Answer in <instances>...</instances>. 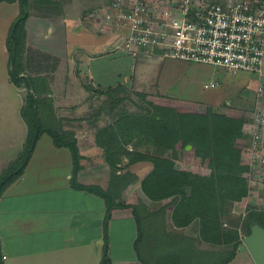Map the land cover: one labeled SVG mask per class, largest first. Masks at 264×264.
<instances>
[{"label":"crops","instance_id":"obj_1","mask_svg":"<svg viewBox=\"0 0 264 264\" xmlns=\"http://www.w3.org/2000/svg\"><path fill=\"white\" fill-rule=\"evenodd\" d=\"M73 1V3L79 2V0ZM2 2L20 3L19 0L13 1L15 3ZM67 16L70 19L73 18L71 13ZM35 18L37 19L35 20ZM35 18L29 15L26 29L29 42L41 50L64 54L71 38L73 42L71 46L76 45V42L84 44V47L77 46L74 51H85L92 40L93 43H96L94 49L97 50V53L92 56L97 57L93 59L95 60L106 56L109 58V55L103 56L102 53L115 51L114 46L122 47V45H115L117 42L114 36L101 37L91 34L87 30H81L77 26L79 21L75 23V29L73 27L66 28L67 25L59 19H55V21V17ZM83 36L84 38L87 36L88 41H82ZM76 37H80L81 42L78 41L80 38ZM32 38H35L36 41H32ZM117 54L120 58L124 56ZM69 60L74 62L72 57ZM68 63V71L71 69L73 71V64L69 68ZM49 78L50 76H48ZM51 78L48 80V88L36 94L40 99H45L42 106L43 111L48 110L58 122L62 121L58 127L60 126L61 130L68 128L75 133L81 155L77 182L83 186L100 187L104 192L111 193L116 202L121 204L123 200L129 206L120 207L115 203L110 217H108V205L105 198L94 191L72 185L73 158L70 149L57 147L52 138H50V142L40 145V137L35 148H44L40 152L48 156H39L38 162L35 163L39 164L41 171L46 169L49 174H42L40 177L38 174H31L33 169L37 168L30 169V159L33 158L31 154L22 175L7 185L0 196V246L3 252V264H102L105 251L110 258L109 264H184L190 254L183 252L184 249H188L187 246L183 247L180 252L177 249L162 252L157 248L155 250L159 252L151 253L152 249L155 253L153 247L158 243L156 240L158 238L152 234V229L150 230L149 227H153L155 230L162 222L163 226L173 225V231L181 233L183 239H192L197 248L201 247L209 251V256L213 252L223 255L230 250L229 261L224 264H231L237 260L244 243H239L234 249L233 244L221 245L205 241L200 236L199 219L193 220L187 226H178L171 217V208L166 199L155 200L147 195L142 188V180L140 182L134 180L137 178L134 173L123 178L122 181L119 180L121 177L119 175L123 173L119 168L123 164L121 163L122 159L116 163L115 168L112 162L107 159L104 149L107 144L103 143L106 137L101 138V132L117 121L118 116L112 115L118 111L119 98H114L111 102L105 100L104 107H99L100 110L96 112L97 116L91 119L92 124L88 123L81 127L77 124L79 121L76 120L77 115L74 116V113L79 115V111L85 109L86 112L92 111L98 105L97 101L112 95L111 90L105 92V95H101V98L99 95L93 97L89 88H85L78 80H73L75 85L71 86L67 85L65 77L62 79V82H65L63 85H56L59 79L57 81L54 76ZM26 92H28V88L25 85H16L10 77L0 93V97H6L9 100V107L15 108L18 119L20 117L17 127L21 129L20 136L23 139L21 147L29 142V131H31L29 118L24 115L27 104ZM157 94L160 95L161 92H154L152 95ZM76 100H81L77 106H75ZM64 103L68 104L70 108L68 109ZM1 104L5 106L6 102L3 100ZM63 105L66 109L63 108ZM107 107L110 108L107 110ZM8 115L9 117L2 124L4 127L0 128V156L13 147L11 132L15 129L11 127V113L8 112ZM64 122L66 125H63ZM99 141L102 144H99ZM47 148L49 149L48 154L46 153ZM0 159L2 162L3 158ZM138 162L135 161L130 165L134 166ZM42 163L45 164L44 167H42ZM135 208L138 212L135 211ZM156 216L163 220L159 219V221ZM139 220H142L141 222L146 224L145 227H148L146 228L148 232L144 233L147 238L142 240V257L136 250V243L141 236ZM198 237L211 245L206 247L196 244L194 238ZM143 244L145 245L143 246ZM23 249L29 251V254L25 256L27 252H23ZM248 255L250 256L249 264H255L249 251ZM217 260L215 262H218Z\"/></svg>","mask_w":264,"mask_h":264},{"label":"rangeland","instance_id":"obj_2","mask_svg":"<svg viewBox=\"0 0 264 264\" xmlns=\"http://www.w3.org/2000/svg\"><path fill=\"white\" fill-rule=\"evenodd\" d=\"M207 1L217 3L224 0ZM1 2L0 93L3 91L4 84H7L8 78L11 77L12 71H15L17 74H19L20 77H31V79L34 81L32 86H34L35 89L38 90L36 91V93L46 90L48 88V80H50V78L53 76L57 81L59 79V84L57 82L56 85H63L65 82H62V79L65 77L67 78V85L70 84L71 86L75 85L73 83V80H78V82H81L82 85L85 86V88H89L88 90L92 93L91 95L93 97L99 95L101 98V95H105V92L111 90L113 92L112 95L106 98L103 97V99L97 101L96 103L98 105H96L93 110L90 109L92 111L86 112L85 109L84 111H79V115L77 113H74V116L77 115L76 120L79 121L77 122V124L80 125V127L83 125L86 126L88 125V123L92 124L91 119L97 116L96 112L100 110L101 107H104L105 100L111 102L114 98H119V103H117V105L119 106L118 111L115 112L114 115H112L115 117L118 116L117 121H115L113 125L109 126L106 131V135L112 134L119 130V128L124 127L125 131L123 132V134L125 135L126 128L129 127L128 123L132 122L129 119L134 120L130 115H135L137 116V118H147L144 120L145 123V121L151 120V118L156 114L157 111L161 118L164 117V119H169V117L176 118L181 114L183 115V111L190 110L188 113H192L193 110L197 109V112L204 113L208 108H211L214 114L222 115L227 114L230 109L237 110L242 120L244 119L242 123L243 132V126L246 118H249L253 113V97L260 80L259 74L243 71L232 72L224 67H215L213 65H207L204 63L188 62L168 58L164 57L160 50L155 51L139 49L137 51L136 49H134L132 51H127L121 47L117 48V46H114L113 49H115V51L113 52L102 53L103 56L109 55V58H106V56L102 59L93 60L94 58H97L92 57L97 53V50L94 49L96 43H93L92 40L89 42L90 44H88V47H86L87 51H74L77 46L84 47V44L76 42V45L71 46V43L73 42L70 38V44L66 46L65 50V53L67 54H55L48 50H41L39 47L35 46V44H31L29 42L30 40L28 38L26 29L27 19L24 22L19 23L16 29V39L18 40V43L20 41V46L18 45L17 47V61L14 62V64H10L9 50L7 48L6 40L8 38H11L9 36L12 35L11 29H13V27L16 25L15 20H17V18H19L22 14L26 15L27 12L34 18L55 17L54 20L59 19L60 21H63L67 25L66 28L73 27L76 29V27H74L75 23L79 21L77 26H79L81 30H87L91 34H95L101 37H104L105 35L114 36L117 42L115 45L119 46L123 45V43L128 38L129 30L127 29L128 25H123L125 29L123 30V32H120V27H116L117 25L115 24H107L106 21L101 18V16L104 15H102V11L106 9L105 12H107L109 0H79V2H75L77 5H74L75 3H73V0H28V5L26 4L24 6L21 5V2H13L15 4ZM152 2L154 3V6H156L157 10H161L160 7H157L161 4V0H152ZM105 4L106 6H104ZM172 4L173 2L169 5ZM166 7H162V9ZM69 13L73 14L72 19L67 16ZM75 17L76 19H74ZM36 19L37 18H35V20ZM99 28L101 29V31L99 30ZM86 38H84L83 36L82 41H88V39ZM32 41H36L35 38H32ZM78 41L81 42V38L78 39ZM117 53H119L120 56H124L120 58L119 56H117ZM69 54H71V56H69ZM98 54H100V52H98ZM69 57H72L74 62L69 60ZM157 60L159 62H156ZM67 63L69 68H71L70 65L73 64V71L72 69L71 71H68ZM43 75L47 77H40ZM48 76H50L49 79ZM209 83H215L216 85L213 88H207L206 84ZM21 85L29 87V84L26 85L25 80L22 81ZM42 87L44 88L42 89ZM159 91L161 92L160 95H152L154 92ZM26 93L27 103L29 91ZM0 98L1 102H3V100L6 102L5 106H2L0 102V128L3 126L2 124L7 120V117H9V112L11 113L10 117L12 118L11 127L15 129V131L11 132L13 138L12 149L6 151L5 153H2L0 156V158H3V161L0 162L1 180L5 175L11 173L23 163L27 162V159L29 157V155L27 154L28 146L30 142L25 143V145L21 147L23 139H21L20 136L21 129L17 127L20 117L18 119V117L16 116L17 113L15 111V108L9 107V100L6 97ZM44 100L45 99H39V101L35 103V107L38 110L37 114H35L33 110H30L27 104L25 105L29 110L26 115L29 117L31 128H33V125L41 122L43 126L51 127L55 130H61L60 126L58 127V124L62 121L60 120V122H58V120L51 116L48 110L43 111L44 108L42 106ZM76 101L77 102L75 103V106H77L79 101L81 100ZM153 103L154 105L156 104L157 110L154 105H152ZM106 104L107 106H109L108 103ZM64 105L68 106V109L70 108L68 104L64 103ZM64 105L63 108L66 109ZM108 108L110 107H107V110ZM176 111L181 114H178ZM90 114L93 115L89 116ZM110 120H108V122H110ZM131 124L135 123L132 122ZM63 125H66L65 122ZM111 128L113 131L111 130ZM131 128L133 129L135 127L131 126ZM63 131L70 130L67 128V130L63 129ZM30 133L31 131H29V136ZM123 134L121 135L122 138L124 136ZM50 138L51 136L47 132H45L41 136L40 145L44 144V142H50ZM141 138L146 139V141H141L142 144H139L137 140L133 141L132 143L126 144L125 147L127 148V150H133V152L136 153H133L130 159L126 157L122 160L121 163L123 164L120 165V169L123 171V173L119 176L126 178L130 174L134 173L138 178V180L137 178L134 180L140 182V180H143V178L151 172L154 162L150 158L144 161L138 160L140 162L137 161L138 163L134 164V166L130 165V160L138 158V153H143L150 157L172 159L174 163L173 167L178 171L199 173L204 176L209 175L211 169H209L202 163L201 157L195 153L193 147H186V150L184 151L182 149L181 151L175 152L172 149L156 145L154 142H152L151 139L148 140L147 138ZM237 142L242 146L243 137H239L237 139ZM43 149L44 148L36 147V151L34 150L32 153L33 158L30 159V169H33V167H37L33 169L31 174H38L39 177L42 174H49V171H46V169L41 171V168H39L38 166L39 164L35 163L36 161L38 162L39 156H48L40 152ZM48 151L49 149L47 148V154ZM246 160L247 158L241 151L242 164H245L244 162ZM44 166L45 164H43L42 167ZM244 173L242 174V176L246 178L244 176ZM250 181L252 180L249 178L247 180L249 184V195L244 197L240 202H235L233 204L232 202H230L232 210V220H229L226 217L223 218L224 227L231 228L232 230L236 231V233H238L240 244H243V239L251 233V230L249 228L251 222V219H249L250 213L249 211H247L248 205L252 203L256 205L259 210L264 211V185H261V188H259L257 187V183H251ZM150 187H152V182L149 183V188ZM168 189L169 188L167 185L155 188V196L158 199H166L168 205H170L172 214L176 208L177 210L179 209V211L182 208L183 188L181 189L180 193L177 192L176 194L174 193L171 196L166 197L167 193L170 192L168 191ZM152 196L155 197L154 195ZM171 217L174 218V213L171 215ZM156 218L158 220H163V218L159 216H156ZM10 221H12L11 218ZM141 221L139 220L138 222L141 236L136 243V250L140 257H142L143 254L142 240H145L144 238H147V235L144 233L148 232L146 229L148 227H145L146 224ZM168 226H163L162 222V224L155 230L153 227H149L150 230L152 229V234H154V236L158 238L156 239L158 243L154 244L153 247L155 253L152 249V254H156L157 252H159L155 250L157 248L162 252L172 249H177L180 252L181 249L183 250V247L187 246L188 249H184L183 252L185 254H190L187 262H184V264H219V260L223 261L229 258V256L231 255V252H229L230 250H228L223 255L213 252L212 255L209 256V251L205 250L204 248L202 249L201 247L197 248L194 245L192 239H183V235H181V233L173 231V225H171L170 227ZM200 236L202 237V235ZM201 237L194 238L196 244L204 245L206 247H208V245H211L208 242L203 241ZM144 245L145 244H143V246ZM23 252H27L25 256L29 254V251H27L26 249H23ZM2 253V248L0 246V264H3ZM218 257L219 260H217ZM216 260L218 262H215ZM249 263L250 256L248 255V250L246 249L245 245H242L239 257L237 258V260H235V262L231 264Z\"/></svg>","mask_w":264,"mask_h":264},{"label":"trees","instance_id":"obj_3","mask_svg":"<svg viewBox=\"0 0 264 264\" xmlns=\"http://www.w3.org/2000/svg\"><path fill=\"white\" fill-rule=\"evenodd\" d=\"M8 1L13 2L15 0ZM19 1L22 6L28 5V0ZM28 17L29 13L27 12L26 15L22 14L15 20L16 25L11 29L12 35L9 36L11 38L7 39L10 64H14L17 61V47L18 45L20 46V41L18 43L16 39V29L18 24L24 22ZM11 79L16 85H21L23 80L26 81V85L29 84V87H27L29 91L27 105L30 110H33L37 114L38 110L35 107V103L40 98L36 94L38 90L32 86L34 81L31 77H20L15 71L11 72ZM154 107L157 110L156 104ZM25 109L24 115L29 118L26 115L29 111L27 106ZM189 111H183V115L176 111L181 115L176 118L169 117V119L161 118L157 111L151 120L145 121V123L144 120L147 118H137V116L129 114L134 119L129 120L135 124H131L132 122L128 123L129 127L126 128L125 135L123 134L125 127L119 128L116 132L108 135H106L108 128L101 132V138L106 137L103 143H107L104 148L107 159L114 166H117L116 163L120 162L121 159L123 160L124 157L130 159L133 153L136 152L127 150L125 146L135 140L139 144H142L141 141H146V139H142L141 137L147 138L148 140L151 139L156 145L172 149L175 152L181 151L182 149L184 151L187 145L191 144L195 153L201 157L202 163L211 169L208 176L175 170L172 159L150 157L143 153H138V158L131 159L130 163L138 160H148V158L154 162L151 172L142 180L143 190L153 199H158L155 196V188L157 187L168 186V191L170 192L167 193L166 197L177 192L180 193L183 188L182 208L180 211L176 208L173 212L174 218L172 217L178 226L182 225L184 227L193 220L199 219L200 234L205 241L219 243L221 245L233 244L234 249H236L240 243L239 235L231 228L224 227L223 218L226 217L232 220L230 202L232 204L240 202L244 197L249 195V184L246 178L242 176L248 167L241 162L243 145L241 146L237 142L239 137H243L242 123L244 119L242 120L239 112L235 109H230L227 114L223 115L214 114L211 108H208L204 113L197 112V109L193 110L192 113H188ZM131 126L135 128L132 129ZM30 129V144L27 153L29 157L27 162L0 180V196L7 185L22 175L35 149L37 140L43 133L47 132L57 147H67L71 151L73 158L72 185L74 187L94 191L105 198L108 205V217H110L115 203L120 207L129 206L123 200L121 204L116 202L111 193L104 192L100 187L83 186L77 182L81 155L74 132L55 130L51 127L43 126L41 122L33 125V128ZM122 134L124 135L123 138L121 137ZM99 144H102V142L99 141ZM119 180L122 181L124 179L121 176ZM150 182H152V187L149 188ZM135 211L138 212L136 208ZM247 211H249V219H251L250 230L254 223H258L264 227L263 210H259L256 205L251 203L248 205ZM227 261H229L228 258L220 261L219 264H224ZM109 263L110 258L108 257L107 251H105L102 264Z\"/></svg>","mask_w":264,"mask_h":264},{"label":"built area","instance_id":"obj_4","mask_svg":"<svg viewBox=\"0 0 264 264\" xmlns=\"http://www.w3.org/2000/svg\"><path fill=\"white\" fill-rule=\"evenodd\" d=\"M157 7L161 10H157L152 0H109L107 12L103 10L101 18L120 27V32L125 29L123 25H128L129 36L121 47L124 50H160L164 57L260 75L253 97L254 110L243 126L242 153L248 167L244 176L261 188L264 185V0L217 3L161 0ZM215 85L209 83L206 87Z\"/></svg>","mask_w":264,"mask_h":264},{"label":"water","instance_id":"obj_5","mask_svg":"<svg viewBox=\"0 0 264 264\" xmlns=\"http://www.w3.org/2000/svg\"><path fill=\"white\" fill-rule=\"evenodd\" d=\"M189 145L187 148H191ZM255 264H264V227L258 223L251 226V233L243 239Z\"/></svg>","mask_w":264,"mask_h":264}]
</instances>
